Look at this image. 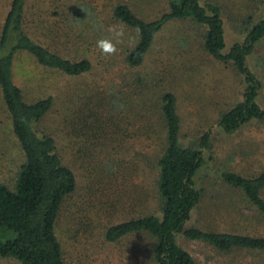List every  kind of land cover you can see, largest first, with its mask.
I'll list each match as a JSON object with an SVG mask.
<instances>
[{
	"label": "rangeland",
	"instance_id": "rangeland-1",
	"mask_svg": "<svg viewBox=\"0 0 264 264\" xmlns=\"http://www.w3.org/2000/svg\"><path fill=\"white\" fill-rule=\"evenodd\" d=\"M263 1L203 0L204 4L213 2L223 7L226 52L243 42L249 23L256 24L264 17ZM10 3L0 0V35ZM121 3L148 21L168 9L167 0H30L28 25L38 36L33 39L67 59L88 58L93 69L80 77H69L43 68L27 54L18 56L15 62L14 81L23 90L26 102L54 98L53 110L36 129L54 137L64 164L77 176L78 188L65 203L57 226L65 264H154L150 254L154 242L148 235H132L117 243L107 242L104 235L115 223L150 214L161 216L155 160L163 153V132L159 113L151 103L165 92L177 97L182 146L200 149L201 138L211 133V147L204 150L205 163L196 178L202 200L187 228L264 237V221L242 196H231L219 178L224 171L244 177L264 173V122H251L233 136L225 135L218 126L220 114L243 99V77L231 65L220 64L204 52V29L181 21L168 24L145 63L130 69L125 58L137 37L114 17V8ZM113 29H123L124 36L114 38ZM100 39L115 40L116 52L102 54L97 47ZM248 64L264 84V40ZM112 100L128 106L134 103L126 114L129 118H125L130 125L124 127L132 126L129 130L138 133L132 140L109 134L114 141L112 149L100 153L94 138L99 134L97 125L101 126L99 116L102 122L105 117L97 106ZM143 100L144 119H137V111L144 110ZM258 101L264 108V88ZM91 142L92 156L87 148ZM136 156H141L142 164L126 163ZM23 162L0 91L3 183L14 186ZM110 162H117L114 175L104 171V163ZM177 241L196 264H264L261 252H221L182 234ZM0 264L21 263L0 259Z\"/></svg>",
	"mask_w": 264,
	"mask_h": 264
},
{
	"label": "trees",
	"instance_id": "trees-1",
	"mask_svg": "<svg viewBox=\"0 0 264 264\" xmlns=\"http://www.w3.org/2000/svg\"><path fill=\"white\" fill-rule=\"evenodd\" d=\"M29 1L11 0L0 35V91L24 156L13 187L0 179V259L21 264H65L57 226L65 203L78 188L77 176L72 168L64 164L54 137L41 134L36 129L53 110L54 98L50 96L35 103L26 102L13 74L16 59L22 54L31 56L43 68L69 77L90 73L93 64L88 58L67 59L33 39L38 36L28 25ZM167 8L166 12H160L150 21L139 17L127 4L121 3L114 8L116 20L126 29L134 31L137 37L136 45L126 54L125 62L129 68L138 69L145 63L158 36L168 24L188 22L205 30L204 52L214 61L234 67L244 79L243 99L220 114L219 128L225 135L233 136L251 122H264V108L258 101L264 84L248 64L256 47L264 40V17L256 24L249 23L243 42L234 44L226 52L225 14L220 4H204L203 0H167ZM144 102L141 103L143 108ZM121 103L125 106L124 110L117 108ZM130 106L114 100L107 104L98 103L97 109L104 111L105 117L102 122L99 116L101 126L97 125L99 134L94 138L100 153L112 149L114 141L109 134H116L119 140L123 137L135 139L138 131L129 130L132 126L124 127V124L130 125L125 120L129 118L126 114ZM151 106L159 113L163 132V153L155 160L159 171L161 216L150 214L115 223L106 229L105 240L117 243L132 235H148L154 242L150 253L154 264H196L193 257L178 244L180 234L190 241L209 244L221 252L248 250L264 254V237L187 228L202 200L196 178L205 163L204 150L211 147V133L207 132L201 138L200 149L184 147L181 144L182 121L178 114L177 97L165 92ZM143 113L145 108L142 112L137 111V119H144ZM145 116L152 118L149 114ZM87 148L92 156L94 143L91 142ZM140 157H133L126 163L140 165L143 163ZM116 163H104V171L114 175ZM219 178L220 184L231 192V196H242L264 221V173L244 177L224 171Z\"/></svg>",
	"mask_w": 264,
	"mask_h": 264
},
{
	"label": "clouds",
	"instance_id": "clouds-1",
	"mask_svg": "<svg viewBox=\"0 0 264 264\" xmlns=\"http://www.w3.org/2000/svg\"><path fill=\"white\" fill-rule=\"evenodd\" d=\"M114 38L119 39L124 36L123 29H113ZM97 47L101 50L102 54L111 55L116 52V46L112 39H100L97 41ZM124 105H117L118 110H124Z\"/></svg>",
	"mask_w": 264,
	"mask_h": 264
}]
</instances>
